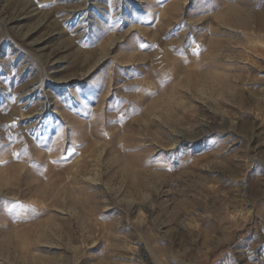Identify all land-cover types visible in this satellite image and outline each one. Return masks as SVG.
Masks as SVG:
<instances>
[{"label":"rangeland","instance_id":"rangeland-1","mask_svg":"<svg viewBox=\"0 0 264 264\" xmlns=\"http://www.w3.org/2000/svg\"><path fill=\"white\" fill-rule=\"evenodd\" d=\"M0 264H264V0H0Z\"/></svg>","mask_w":264,"mask_h":264},{"label":"snow or ice","instance_id":"snow-or-ice-1","mask_svg":"<svg viewBox=\"0 0 264 264\" xmlns=\"http://www.w3.org/2000/svg\"><path fill=\"white\" fill-rule=\"evenodd\" d=\"M146 45L145 44H143V43H141L140 45H139V47H141V48H144ZM197 51V49L196 48H194L193 49V52H196ZM14 123V122H13Z\"/></svg>","mask_w":264,"mask_h":264}]
</instances>
